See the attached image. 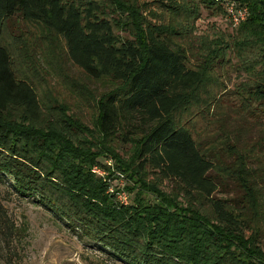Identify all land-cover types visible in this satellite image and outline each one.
<instances>
[{
  "label": "trees",
  "instance_id": "1",
  "mask_svg": "<svg viewBox=\"0 0 264 264\" xmlns=\"http://www.w3.org/2000/svg\"><path fill=\"white\" fill-rule=\"evenodd\" d=\"M238 1L249 8L248 19L233 28L231 42L224 34L213 39L206 62L226 60L231 51L251 59L248 70L255 72L264 69V0ZM110 2L132 30L129 38L115 32L119 25L105 17L98 1L79 6L70 0H0V36L9 25L41 24L61 38L70 61L88 77L118 83L99 101L94 130L63 109L45 129L39 125L46 103L34 79L17 71L0 42V183L12 178L21 199L48 209L124 264H264V171L253 177L247 153L239 157L241 170L232 168V160L216 172L221 166L180 124V112L192 110L191 98L211 69L190 68L178 38L195 33L201 9L213 11L218 3L162 1V10L179 22L157 25L122 0ZM260 75L249 95L264 121ZM118 144L130 146L127 158L117 152ZM232 147L238 158L239 148ZM252 148L263 153L264 141ZM96 166L125 175L128 205L109 193V183L92 172ZM165 181L175 190L164 189ZM1 200L0 251L12 262L26 229L16 226ZM205 203L211 215L202 209Z\"/></svg>",
  "mask_w": 264,
  "mask_h": 264
},
{
  "label": "rangeland",
  "instance_id": "2",
  "mask_svg": "<svg viewBox=\"0 0 264 264\" xmlns=\"http://www.w3.org/2000/svg\"><path fill=\"white\" fill-rule=\"evenodd\" d=\"M89 1L70 0L80 3L79 6H86ZM94 1L101 5L107 14L105 17L114 19L119 25L115 32L120 37L129 38L132 30L123 26L124 17H121L119 11L115 12L117 9L114 3L110 0ZM162 1L167 0H122L128 8L138 9L151 24L177 25L179 20H173L168 10H162ZM234 1L240 4L238 0ZM217 7L213 11L202 8L195 33L178 38L187 51L190 68L205 66L212 70L211 65L214 64L213 72L210 70L207 73L206 83L191 98V104L196 101L205 103L190 104L189 109L192 110L189 113L182 110L180 114L184 115L180 124L190 130L201 148L221 166L216 172L221 174L222 167L232 160V168L241 170L243 166L240 165L239 157L248 153L250 164L247 167L255 177L264 171V152L252 148L260 140L264 141V121L260 116L256 117L258 112L250 104L249 94L256 89L264 69L257 66L255 72L253 69L248 70L251 59L245 61L231 51L227 53L226 60L206 62L210 44L215 41L213 39L224 34L228 43L231 42L229 36H235L237 31V28L231 27L229 18L224 14L226 6L218 3ZM22 25L17 23L14 28L7 26L0 36V42L9 48L17 71L34 79L39 97L46 103L41 117L43 123L39 126L56 123V116L63 109L73 121H79L94 130L99 101L114 91L118 83L110 78L95 80L88 77L70 61L61 38L41 24L28 22ZM232 146L239 148L241 153L238 158L233 155L236 150ZM116 150L127 158L130 146L118 144ZM109 178L116 181L118 177L110 173ZM149 179L155 178L151 176ZM7 180L0 183V200L16 226L26 229V232L21 236L20 244H14L17 246V257L12 262L7 261V254L0 251V264H124L113 257L109 249L81 235L80 231L71 230L64 220L57 218L48 209L35 204L31 199H21L14 192L13 179ZM163 184L164 189L170 192L175 190L171 182L165 181ZM128 185L129 182L125 181V188ZM261 186L264 189V183ZM208 204L205 203L202 209L211 215ZM249 204L253 210L252 202Z\"/></svg>",
  "mask_w": 264,
  "mask_h": 264
},
{
  "label": "built area",
  "instance_id": "3",
  "mask_svg": "<svg viewBox=\"0 0 264 264\" xmlns=\"http://www.w3.org/2000/svg\"><path fill=\"white\" fill-rule=\"evenodd\" d=\"M215 1L217 3H222L224 6H226L225 7L226 14L227 17L229 18V22L232 25V27H238L241 23L245 22L250 15V11L248 7L238 5L234 0H215ZM106 163H108L109 166L113 165L111 160H107ZM92 172L94 174H97L105 178V180L110 185L109 193L115 195L117 199L120 201V203L125 205L129 204L130 197L124 189L125 181H127L124 174L115 172L114 174L118 178L116 179V181H111L110 178L108 179V175H110V172L100 166L94 167L92 169Z\"/></svg>",
  "mask_w": 264,
  "mask_h": 264
}]
</instances>
